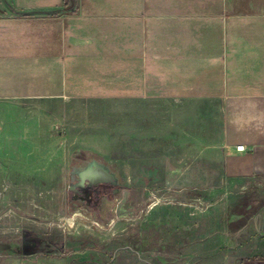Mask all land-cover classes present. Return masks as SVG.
I'll return each instance as SVG.
<instances>
[{
    "label": "crops",
    "instance_id": "0c3cea01",
    "mask_svg": "<svg viewBox=\"0 0 264 264\" xmlns=\"http://www.w3.org/2000/svg\"><path fill=\"white\" fill-rule=\"evenodd\" d=\"M99 100L207 184L213 244L264 257V0H0V103Z\"/></svg>",
    "mask_w": 264,
    "mask_h": 264
},
{
    "label": "rangeland",
    "instance_id": "374dc122",
    "mask_svg": "<svg viewBox=\"0 0 264 264\" xmlns=\"http://www.w3.org/2000/svg\"><path fill=\"white\" fill-rule=\"evenodd\" d=\"M66 111L73 127L53 128ZM130 112L111 100L0 103V264H264L200 230L207 184L179 180L158 143L134 149Z\"/></svg>",
    "mask_w": 264,
    "mask_h": 264
},
{
    "label": "bare ground",
    "instance_id": "6f19581e",
    "mask_svg": "<svg viewBox=\"0 0 264 264\" xmlns=\"http://www.w3.org/2000/svg\"><path fill=\"white\" fill-rule=\"evenodd\" d=\"M83 176L86 178H91L93 180H98V179L104 178V174L101 171H97V170L84 171Z\"/></svg>",
    "mask_w": 264,
    "mask_h": 264
},
{
    "label": "built area",
    "instance_id": "2783aa9c",
    "mask_svg": "<svg viewBox=\"0 0 264 264\" xmlns=\"http://www.w3.org/2000/svg\"><path fill=\"white\" fill-rule=\"evenodd\" d=\"M238 149L243 150L244 149V146L243 145L238 146Z\"/></svg>",
    "mask_w": 264,
    "mask_h": 264
}]
</instances>
